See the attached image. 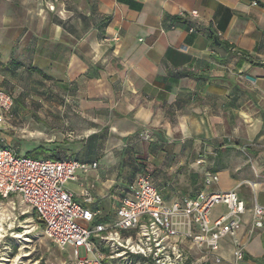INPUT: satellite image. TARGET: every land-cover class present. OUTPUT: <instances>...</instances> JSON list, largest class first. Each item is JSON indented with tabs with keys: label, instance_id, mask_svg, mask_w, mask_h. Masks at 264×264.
Instances as JSON below:
<instances>
[{
	"label": "crops",
	"instance_id": "obj_1",
	"mask_svg": "<svg viewBox=\"0 0 264 264\" xmlns=\"http://www.w3.org/2000/svg\"><path fill=\"white\" fill-rule=\"evenodd\" d=\"M256 1L264 3L0 0V63L38 69L47 76L36 72L39 96L68 102L85 127L105 133L103 155L82 160L98 161L97 169L66 183L93 212L92 223L113 221L139 172L150 174L167 203L193 197L216 174L212 189H237L247 207L264 206V66L251 62L264 65V7ZM193 10L197 28L190 32ZM224 211L216 205L211 216ZM248 220L246 212L241 236ZM232 249L230 240L221 242L220 264H235ZM263 257L264 227L236 264Z\"/></svg>",
	"mask_w": 264,
	"mask_h": 264
},
{
	"label": "built area",
	"instance_id": "obj_2",
	"mask_svg": "<svg viewBox=\"0 0 264 264\" xmlns=\"http://www.w3.org/2000/svg\"><path fill=\"white\" fill-rule=\"evenodd\" d=\"M189 16L192 32L197 28L198 13L193 10ZM10 106L11 98L0 91V109L5 113ZM140 138L152 140L147 132L140 133ZM97 167L98 161L32 158L10 145H1L0 199L18 197L33 210L45 237L60 250H70L73 264H106V255L92 236L107 246L109 258L133 256V264H220L221 242L228 239L236 264L244 257V248L255 231L264 227V206L254 201L247 207L237 189H212L219 180L216 174L206 176V189L193 197L167 203L150 174L139 172L115 207L113 221L89 228L93 212L73 200L66 183L74 180L78 171L88 173ZM82 195L85 201L91 200L88 189H83ZM219 204L225 206V211L212 217L213 207ZM246 212L249 220L241 236Z\"/></svg>",
	"mask_w": 264,
	"mask_h": 264
},
{
	"label": "rangeland",
	"instance_id": "obj_3",
	"mask_svg": "<svg viewBox=\"0 0 264 264\" xmlns=\"http://www.w3.org/2000/svg\"><path fill=\"white\" fill-rule=\"evenodd\" d=\"M42 85L39 75L26 66L9 70L0 63V91L11 98L8 112L0 109V146L10 145L23 154L37 147L44 149L40 155H28L32 158L55 154L85 160L92 155H103L104 131L85 127L87 122L68 102L39 96L38 89ZM93 132L96 134L90 135ZM93 135L97 136L89 140ZM133 177L127 173V186ZM73 200L82 206L81 201ZM93 225L87 223L89 228ZM104 254L106 264H131L129 257L109 258L108 248ZM80 255H84L82 248ZM0 264H73V257L70 250H60L45 237L33 210L19 199H0Z\"/></svg>",
	"mask_w": 264,
	"mask_h": 264
},
{
	"label": "trees",
	"instance_id": "obj_4",
	"mask_svg": "<svg viewBox=\"0 0 264 264\" xmlns=\"http://www.w3.org/2000/svg\"><path fill=\"white\" fill-rule=\"evenodd\" d=\"M256 3L264 7V3L260 2V1H256ZM210 33H211V29L208 30V35H209V37L214 36V33H211V34H210ZM216 39H218V38L216 37ZM221 44L227 46V44L224 43V42H221ZM239 55H240L242 58L251 61V59H250V57H249L248 55H246V54H244V53H239ZM251 62L254 63V64H257V65L264 66L263 64H259V63H256V62H254V61H251ZM15 66H18V63H13L12 66H11L10 68H15ZM27 69H28L29 71L37 72V73H39V74H42V76H44V77L47 78V76H46L45 74H43L41 71H39L38 69H36V68H34V67H32V66L27 67ZM96 136H97V135H93L89 140L95 139ZM43 151H44V149H43L42 147H37L34 151L26 153V155H30V154L40 155ZM44 158L56 159V158H63V157H58L57 155L54 154V155H50V156H44ZM138 170H140V168L137 169L136 166L133 167V171L131 172V175L134 176L135 172H137ZM97 222H98V220H95V221L93 222V224H96ZM40 226H41V225H40ZM41 227H42V226H41ZM91 239H92L93 241H97L96 238H95L94 236H92ZM102 250L105 252V249H102ZM129 259H130V261H131V264H133L134 261L136 260V257L131 256V257H129ZM104 262L106 263V260H105V259H104ZM256 263H257V264H264V257H263L262 259L256 260Z\"/></svg>",
	"mask_w": 264,
	"mask_h": 264
},
{
	"label": "water",
	"instance_id": "obj_5",
	"mask_svg": "<svg viewBox=\"0 0 264 264\" xmlns=\"http://www.w3.org/2000/svg\"><path fill=\"white\" fill-rule=\"evenodd\" d=\"M213 40H214L215 43L219 44V42H218V40L216 39V37H214ZM247 78H249V79H253V78L250 77V76H247Z\"/></svg>",
	"mask_w": 264,
	"mask_h": 264
}]
</instances>
